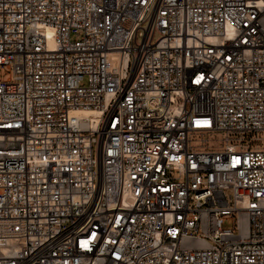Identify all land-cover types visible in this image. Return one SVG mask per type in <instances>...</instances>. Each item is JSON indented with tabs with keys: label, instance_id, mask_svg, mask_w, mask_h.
Listing matches in <instances>:
<instances>
[{
	"label": "built area",
	"instance_id": "obj_1",
	"mask_svg": "<svg viewBox=\"0 0 264 264\" xmlns=\"http://www.w3.org/2000/svg\"><path fill=\"white\" fill-rule=\"evenodd\" d=\"M0 68V264H264V0H0Z\"/></svg>",
	"mask_w": 264,
	"mask_h": 264
},
{
	"label": "rangeland",
	"instance_id": "obj_2",
	"mask_svg": "<svg viewBox=\"0 0 264 264\" xmlns=\"http://www.w3.org/2000/svg\"><path fill=\"white\" fill-rule=\"evenodd\" d=\"M73 40H76V37L72 38ZM8 70L6 68H0V82H4V81H8L10 78V75L7 74ZM223 139V136H217V137H213L210 138V142L208 143V148L205 147L204 150H215L218 148H214L216 146H218V144H220V148L219 149H223L224 145L222 143H219L221 140ZM246 144H249L254 146L256 145L255 140H245ZM195 145H198V143H195ZM223 228L225 229H232L233 228V220L231 219H225L223 220Z\"/></svg>",
	"mask_w": 264,
	"mask_h": 264
},
{
	"label": "bare ground",
	"instance_id": "obj_3",
	"mask_svg": "<svg viewBox=\"0 0 264 264\" xmlns=\"http://www.w3.org/2000/svg\"><path fill=\"white\" fill-rule=\"evenodd\" d=\"M81 114H82L84 117L88 118V117H90L91 115H97V112H95V111H83V112H81Z\"/></svg>",
	"mask_w": 264,
	"mask_h": 264
}]
</instances>
